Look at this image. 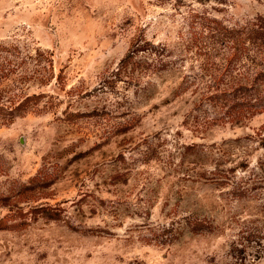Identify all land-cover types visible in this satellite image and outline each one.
I'll list each match as a JSON object with an SVG mask.
<instances>
[{
  "label": "rangeland",
  "instance_id": "374dc122",
  "mask_svg": "<svg viewBox=\"0 0 264 264\" xmlns=\"http://www.w3.org/2000/svg\"><path fill=\"white\" fill-rule=\"evenodd\" d=\"M261 17L0 0V264H264V109L231 108Z\"/></svg>",
  "mask_w": 264,
  "mask_h": 264
},
{
  "label": "trees",
  "instance_id": "16d2710c",
  "mask_svg": "<svg viewBox=\"0 0 264 264\" xmlns=\"http://www.w3.org/2000/svg\"><path fill=\"white\" fill-rule=\"evenodd\" d=\"M253 25L254 27L252 28V30L260 38V44L264 46V17H261L259 19V22L254 23ZM132 47L133 50L128 52L120 61L121 66H127L128 64H130L135 57L134 55L136 51L145 50V46L141 38L133 42ZM260 65L261 68L257 71L254 78H252L245 84H238V86L234 88V95H236V92H238L243 93V96L241 97V100L236 105L234 104V106H232L231 108L235 107L243 111L244 107H246L247 111L250 112V115H253L264 109V86L261 88V85H264V57H262ZM193 227L196 229H200L204 226H201V223L198 222Z\"/></svg>",
  "mask_w": 264,
  "mask_h": 264
}]
</instances>
